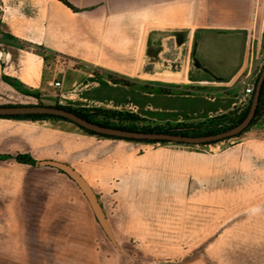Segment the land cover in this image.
I'll return each mask as SVG.
<instances>
[{
  "label": "crops",
  "instance_id": "crops-1",
  "mask_svg": "<svg viewBox=\"0 0 264 264\" xmlns=\"http://www.w3.org/2000/svg\"><path fill=\"white\" fill-rule=\"evenodd\" d=\"M66 1L73 8L62 0H0V9L4 7L0 18V97H9L14 92L22 98L0 105L88 107L81 97L71 94L75 90L68 78L71 61L103 69L130 82L138 81L145 87H156L158 93L169 94L173 89L192 86L202 92L211 87L213 97L203 99L216 105L201 118L226 112L240 101L229 93L233 80L219 84L191 82L187 78L192 31L244 28L248 39L254 29L261 36L264 0ZM150 27L157 30L147 32ZM169 28L191 30L183 72L180 70L185 36ZM47 55L56 62L59 57L64 59L60 77L56 69H47ZM116 58L125 63H115ZM176 73L180 77L183 74V79L165 80ZM95 77L88 73L87 78ZM98 77L110 81L106 75ZM50 81H59L60 85L50 86L47 84ZM43 98L48 102L43 103ZM112 107L166 121L137 107ZM75 133L126 141L89 135L66 121L0 117V216H11V223L2 221L0 225V264H102L99 261L102 242L95 233L97 219L83 193L75 190L74 184L57 168L35 165L40 160L60 161L92 184V176H86L63 155H57L59 148L64 152L75 148L72 137ZM250 143L251 148L264 155V140ZM16 154L28 155L34 163L18 162L13 158ZM3 155L11 157L2 158ZM58 177L63 182L62 188L55 183Z\"/></svg>",
  "mask_w": 264,
  "mask_h": 264
},
{
  "label": "rangeland",
  "instance_id": "rangeland-1",
  "mask_svg": "<svg viewBox=\"0 0 264 264\" xmlns=\"http://www.w3.org/2000/svg\"><path fill=\"white\" fill-rule=\"evenodd\" d=\"M3 10L2 6L0 18ZM61 59L56 62L47 55L46 61L47 69H56L59 77L65 66ZM114 62L125 63L121 58ZM263 65L264 31L260 36L254 29L229 92L236 101L240 99L231 109L240 111L247 106L244 89L247 84L255 85ZM68 68L69 85L74 83L71 88L75 89L71 94L81 97L88 107H137L166 119L137 114L138 127L197 122L216 105L204 100L206 94L196 86L164 94L138 81L112 84L111 78L121 77L77 61H71ZM88 73L96 77L89 79ZM179 77L176 73L165 80ZM21 99L11 92L9 97H0V103ZM72 137L75 148L69 152L59 148L57 155L92 176V184L86 181L93 185L115 242L97 221L100 263L264 264V155L250 143L264 140V113L240 135L210 144L126 142L77 133ZM55 183L63 187L59 177ZM10 217L0 216V225L11 223Z\"/></svg>",
  "mask_w": 264,
  "mask_h": 264
},
{
  "label": "water",
  "instance_id": "water-1",
  "mask_svg": "<svg viewBox=\"0 0 264 264\" xmlns=\"http://www.w3.org/2000/svg\"><path fill=\"white\" fill-rule=\"evenodd\" d=\"M152 30H157V28L150 27L147 32ZM168 30L181 32L185 36L183 64L180 70L183 72L185 70L191 30L189 28H169ZM247 41L248 31L244 28H195L192 31L187 78L191 82L204 83L224 84L232 81L243 65ZM178 79H183V74ZM263 80L264 65L255 82L245 117L232 127L205 135L141 131L106 126L89 121L65 108L44 104L0 105V116L48 114L70 120L87 130L117 138L155 142L166 141L177 144H210L211 142L234 137L250 125L257 109ZM35 165L55 167L71 178L82 191L103 231L114 243L109 223L96 193L78 171L66 163L55 160H40L36 161Z\"/></svg>",
  "mask_w": 264,
  "mask_h": 264
},
{
  "label": "trees",
  "instance_id": "trees-1",
  "mask_svg": "<svg viewBox=\"0 0 264 264\" xmlns=\"http://www.w3.org/2000/svg\"><path fill=\"white\" fill-rule=\"evenodd\" d=\"M62 1L68 6H71L66 0H62ZM111 81L114 84H117V83H122L124 85L131 84V82L126 78H121V79L111 78ZM250 101H251V98H249L247 106L240 111L231 109L224 113H217L215 115L209 116L197 122L178 121L174 124L166 123L164 125L143 126V127H138L136 124L140 120L139 116L137 114H134L128 111L109 109V108H99V107H69V106H62V105H55V106L65 108L67 110H70L76 113L77 115L83 118H86L89 121L96 122V123L106 125V126H113V127H119V128H124V129H130V130L164 131V132H171V133H183V134H188V135H205V134L216 133V132L222 131L224 129H227L229 127H232L238 124L245 117L248 111L249 105H250ZM263 113H264V80L261 86L259 101H258V105H257L254 118L252 119L248 127L253 125L262 116ZM0 117L13 118V119H24V120H31V121H47V120L66 121V122L72 123L73 125L78 127L81 131L89 135H94V136L102 137V138L123 139V138L103 135V134H99V133L87 130L71 122L70 120H67L59 116H54V115L28 114V115H11V116H0ZM246 129L244 131H246ZM123 140L133 141V142H142V143H156L155 141H146V140H134V139H123ZM159 143L166 144L168 142L159 141ZM211 143H215V142H211ZM1 157L6 158V157H11V156L3 155ZM13 158L16 161L22 162V163H29V164L34 163V160L30 156L25 155V154H16ZM58 171L61 173H64L59 169ZM69 179L72 180L71 178Z\"/></svg>",
  "mask_w": 264,
  "mask_h": 264
},
{
  "label": "built area",
  "instance_id": "built-area-1",
  "mask_svg": "<svg viewBox=\"0 0 264 264\" xmlns=\"http://www.w3.org/2000/svg\"><path fill=\"white\" fill-rule=\"evenodd\" d=\"M48 85H50V86H59L60 82L59 81H50V82H48ZM253 91H254V84H247V87H245L244 92H243L245 98L249 99L251 97ZM202 92H204L208 98H212L213 97V94H212L213 90L211 89V87L204 88Z\"/></svg>",
  "mask_w": 264,
  "mask_h": 264
},
{
  "label": "bare ground",
  "instance_id": "bare-ground-1",
  "mask_svg": "<svg viewBox=\"0 0 264 264\" xmlns=\"http://www.w3.org/2000/svg\"><path fill=\"white\" fill-rule=\"evenodd\" d=\"M180 103V102H179ZM186 104V103H185ZM190 105V104H189Z\"/></svg>",
  "mask_w": 264,
  "mask_h": 264
}]
</instances>
